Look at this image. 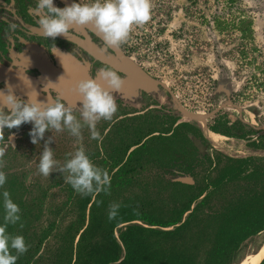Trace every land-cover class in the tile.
<instances>
[{"label":"trees","instance_id":"1","mask_svg":"<svg viewBox=\"0 0 264 264\" xmlns=\"http://www.w3.org/2000/svg\"><path fill=\"white\" fill-rule=\"evenodd\" d=\"M185 1L188 17L199 0ZM215 2L222 6L211 18L212 29L221 39L237 32V59L251 66L256 52L252 20L234 10L238 0ZM195 15L201 25L208 24L201 14ZM247 82L244 90H264V79L252 74ZM121 115L118 111L110 121L97 123L102 140L91 139L85 129L79 141L72 135L64 141V131L50 129L34 145L30 125L14 149H4L0 171L7 180L0 188V224L6 190L21 210V221L7 231L23 236L27 245L16 264H239L248 245L253 246L251 254L257 253L264 237V158H233L215 150L201 154L194 143L204 148L206 142L198 126L156 110L116 118ZM206 127L264 151V134L237 119L214 117ZM50 136L49 147L59 165L83 148L93 164L111 176L110 193L82 197L65 182L66 173L39 175L40 155ZM111 204L120 208L109 221ZM258 264H264V257Z\"/></svg>","mask_w":264,"mask_h":264},{"label":"rangeland","instance_id":"2","mask_svg":"<svg viewBox=\"0 0 264 264\" xmlns=\"http://www.w3.org/2000/svg\"><path fill=\"white\" fill-rule=\"evenodd\" d=\"M84 2L90 3L92 0ZM238 2V8L235 6L234 10L244 11L252 20L256 52L251 55L255 59L251 66L244 62L240 64L237 59L236 49L239 43L237 32L233 31L225 36V39H221V36L212 29L211 18L221 13L220 3H216L215 0H199L196 5L190 7L188 14L191 12V15L186 17L183 12V8H187L185 0H152L150 20L143 26H134L128 40L122 46L133 61L157 82L155 89L148 92L157 101L148 102L140 108L135 98L116 101L117 106L123 103L125 105L123 109H127L121 114L127 113V116H131L148 105H157L161 108L149 110H156L158 115H172L177 118V122L194 123L201 129L206 146L201 148L197 141L194 143L200 147L198 151L201 154L215 150L233 158L246 156L264 158V151L249 149L243 141L224 136L211 141L210 132L207 129L203 130L200 122L182 117L174 109L171 100L173 95L185 109L203 115L206 126L212 118L226 115L229 119H237L245 126L254 128L258 134H264V90L252 86L243 89L252 74L258 79H264V0ZM12 9L13 6L0 5V44L3 48L2 51L0 47V90L6 92V84H10L13 86L14 96L25 102L28 99L27 93L35 90L38 93V101L47 102V93L43 88L48 82L58 83L56 80L53 82L48 70L51 65L53 66L50 64L52 56L49 50L38 42L41 41V37L37 35L38 31L24 27L26 23H18ZM195 14H201L208 24L201 25L200 17ZM224 19L229 20L227 16H224ZM160 28L161 31L157 34ZM180 31L182 37L177 38ZM25 77L30 81L31 88H28L30 85ZM57 85L60 86V83ZM72 85V88L49 85L48 92L53 97L58 95L66 106L72 107L73 114L79 119V97L74 90L76 84ZM239 92L246 97L238 95ZM218 107L219 109L211 115ZM116 118L112 122H115ZM30 125L31 122L24 123L18 128H5L4 135L9 144L4 142L1 148L14 149L16 139L20 138L22 130ZM85 129L88 128L84 127L82 130ZM64 133L66 136L64 141L66 138H73L67 129ZM9 137H13L11 141ZM248 246L245 250V256L248 255L246 258L254 254H251L253 246Z\"/></svg>","mask_w":264,"mask_h":264},{"label":"clouds","instance_id":"3","mask_svg":"<svg viewBox=\"0 0 264 264\" xmlns=\"http://www.w3.org/2000/svg\"><path fill=\"white\" fill-rule=\"evenodd\" d=\"M152 7V0H92L83 4L73 2L63 8L55 7L53 0H37L32 11L38 17L37 23L45 38H67L70 29L92 25L107 47L118 49L128 40L134 26H143L150 20ZM51 52L55 55L59 52L54 44ZM25 79L30 85L28 88H31L30 81L26 77ZM123 83V79L111 68L99 69L95 79L78 81L74 90L79 97V119L73 114L72 107L66 106L58 95L53 97L48 92V86L55 83L48 82L43 88L47 93V102L38 101V93L35 90L27 93L26 102L20 100L14 96L13 86L6 84V92L0 90V142L5 141V128H18L29 122L33 125L29 136L34 145L44 139L45 132L50 129L56 132L67 129L70 135L79 141L82 139V129L87 127L91 139L102 140L96 125L100 120L110 121L117 112L118 106L113 93L120 92ZM12 138L9 137V141ZM52 142V136L44 142L37 166L39 175L49 178L54 170L66 173L65 182L82 197L101 192L110 193L111 176L105 169L94 165L83 148L69 154L71 158L59 165L53 158V149L49 147ZM4 155V149L0 148V168L4 166ZM6 180V174L0 171V188L5 185ZM2 196L4 223L0 224V264H16L19 255L27 251V245L23 236L11 235L7 229L9 225L15 226L21 221V210L13 202L8 191H3ZM119 208V204L109 206V221L117 218ZM23 226V223H20V227ZM13 250L16 255L12 254Z\"/></svg>","mask_w":264,"mask_h":264},{"label":"flooded vegetation","instance_id":"4","mask_svg":"<svg viewBox=\"0 0 264 264\" xmlns=\"http://www.w3.org/2000/svg\"><path fill=\"white\" fill-rule=\"evenodd\" d=\"M36 2L37 0H0V5L2 7L7 5L13 6L12 13L14 16H17L18 23H26V25H23L24 27L30 29L34 28L38 31L37 35L41 37V41L38 42H41L40 45H43L44 48L49 50L53 59L52 63H50L53 64V66L51 65L48 69L53 82L55 80L57 81L56 75H58V73L60 76L63 75L62 77L76 79L78 82L85 79H95L98 70L101 68H111L116 71L124 81L120 92L113 93L116 101L122 102L124 99L129 100L135 98L137 104H140L138 105L139 108L148 102L151 103L157 101V99L155 100V98L150 96V93L145 92L140 88L134 89L133 82L126 75V71L130 65L134 64L138 67L140 65L133 61L122 45L118 49L107 47L92 25L70 29L67 37L69 40L64 36H58L54 40L52 38H45L39 29L37 23L38 17L32 11L36 6ZM73 2L77 4L87 3L84 2V0H53V5L55 7L63 8L65 6H70ZM53 44L59 50L60 53L58 52L57 55L60 56V58L51 52ZM68 53L71 54L63 55ZM126 60L129 62H126ZM62 64L66 70L65 72ZM58 66L61 69H58ZM54 85L58 87L61 86L57 84ZM56 86H54V88H57ZM72 86L73 85L61 86L60 88H72ZM167 93L169 94V92ZM123 107H125V105L122 103L118 106V110L120 112H125L127 109L124 110ZM160 108L161 107L157 105H148L142 111L134 112V114H143L149 109ZM125 115L126 114L118 116V118ZM219 137L221 136L218 134L209 133V139H211V141H216Z\"/></svg>","mask_w":264,"mask_h":264},{"label":"water","instance_id":"5","mask_svg":"<svg viewBox=\"0 0 264 264\" xmlns=\"http://www.w3.org/2000/svg\"><path fill=\"white\" fill-rule=\"evenodd\" d=\"M128 60H126L127 62ZM129 62V61H128ZM126 75L128 78L133 82V88H140L145 92H151L155 89L157 82L152 80L140 67L132 64L126 71ZM57 81L58 78L60 77V74L56 75ZM61 86H67V85H72L76 84L77 80L68 78V77H61L60 81L58 83ZM133 90V89H132ZM171 100L174 104V109L184 118L188 119L189 121H195V122H200L202 124L203 130H206V124L205 122V117L203 115L190 112L189 110L185 109L176 99L173 95H171ZM219 109L216 108L214 111L211 112V115L214 114ZM197 149L199 150L200 147L195 144Z\"/></svg>","mask_w":264,"mask_h":264},{"label":"bare ground","instance_id":"6","mask_svg":"<svg viewBox=\"0 0 264 264\" xmlns=\"http://www.w3.org/2000/svg\"><path fill=\"white\" fill-rule=\"evenodd\" d=\"M246 257L239 264H258L261 261V259L264 257V239L257 253L250 255V257L248 258Z\"/></svg>","mask_w":264,"mask_h":264},{"label":"crops","instance_id":"7","mask_svg":"<svg viewBox=\"0 0 264 264\" xmlns=\"http://www.w3.org/2000/svg\"><path fill=\"white\" fill-rule=\"evenodd\" d=\"M59 74V73H58Z\"/></svg>","mask_w":264,"mask_h":264}]
</instances>
